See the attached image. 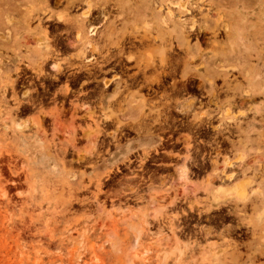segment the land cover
Instances as JSON below:
<instances>
[{"label":"rangeland","instance_id":"1","mask_svg":"<svg viewBox=\"0 0 264 264\" xmlns=\"http://www.w3.org/2000/svg\"><path fill=\"white\" fill-rule=\"evenodd\" d=\"M68 1L0 0V264H264V0H199L190 52L144 0ZM159 29L183 66L154 91Z\"/></svg>","mask_w":264,"mask_h":264},{"label":"bare ground","instance_id":"2","mask_svg":"<svg viewBox=\"0 0 264 264\" xmlns=\"http://www.w3.org/2000/svg\"><path fill=\"white\" fill-rule=\"evenodd\" d=\"M68 1V0H67ZM110 0H108L109 2ZM68 2H71V1H68ZM142 5H145V8H143V11L139 12V15H141L140 17H138V20L142 21L146 26H152L151 23L149 22L148 20V16H150V19H152V17L156 18L158 20V23L161 24V27L163 28H166V29H170L171 32H174V36L178 39L179 41V45L184 47L185 48V51H189L191 50V44H190V36L191 35H195L197 36V34H200L202 31V29L204 31L207 32L208 28L207 26L203 27L201 25H199L198 21V18L196 17L197 15H195V10L197 11V9H201L202 8V5H200L199 3V0H144V4ZM102 9H101V15L103 16V19L106 21H108V11L106 10V6H105V3L104 5H101ZM93 8V4L92 2H88V6L86 8V15L89 16L91 15V10ZM151 9V11H147L148 9ZM52 16V14L50 15ZM206 20V18H205ZM110 21V20H109ZM108 21V22H109ZM103 22V21H102ZM155 23V22H154ZM74 24V23H73ZM76 32H75V42L74 43H77L80 48H81V64L82 66L83 65H88V62L89 61H92L93 58H96L98 59V57H96L95 55H92V56H86L87 54V51H98V47H99V42L101 40H99V42L95 39V35L96 33H98L97 31V26L94 27V25L90 22V23H87L85 22V20L83 19H77L76 20ZM220 24H222L223 26V23L221 22ZM225 24V23H224ZM140 25V24H139ZM204 25V24H203ZM74 25H72L73 27ZM115 23L114 21H110L106 27H107V33H106V37L107 38H110L112 36V34L114 33V30H115ZM155 26V25H154ZM160 26V25H159ZM221 26V25H220ZM218 27H219V24H218ZM223 28V27H222ZM226 30L229 29V32H230V28H229V24H226ZM160 30L162 29H159L158 33L157 34H153L151 36V42L152 44L155 45V48H159V51L161 52V55L159 56V58L155 59V57L150 61L148 62L145 66H143L142 64H138V68H139V72L143 73V75L145 76L146 79H150V82L151 84L149 85L150 89L154 90L155 91V87H153V83L154 82H157L159 84H163L166 80L167 77L169 76H174L175 73H176V67L178 66H175L176 65V62L177 64H180L179 61H176L174 63V59L172 60L171 58L172 57H175L172 56L170 58V55L167 54V53H171L173 54L174 50L176 48H174L173 52L172 51H167V47L165 46V43L161 40V32ZM213 30V29H211ZM216 30V28H215ZM225 32V30H224ZM204 33V32H203ZM208 33V32H207ZM217 34L216 31H213V34ZM219 33V32H218ZM5 34V33H4ZM212 34V33H211ZM149 35V34H148ZM146 35V36H148ZM231 35V34H230ZM150 36V35H149ZM148 36V38H149ZM200 36V35H199ZM206 36V35H205ZM204 36V37H205ZM212 36V35H211ZM210 36V37H211ZM126 37V36H125ZM138 37V36H137ZM218 37V36H217ZM128 39V37H126ZM207 38V37H206ZM204 38V39H206ZM214 38V37H212ZM102 39V38H101ZM126 39V42L128 41ZM203 39V40H204ZM124 40V39H123ZM130 43L135 45L136 43H134V39H132L130 37L129 39ZM208 41V39H206ZM144 41V40H143ZM73 42V41H72ZM125 40L122 42V41H117V52L118 53H112L110 52L108 55L106 56H103V61L102 62H110L114 59H117V56L118 54H122L123 50H124V44H126ZM139 42V41H138ZM173 42H175L173 40ZM213 42V41H212ZM216 42V41H215ZM70 44V42H68ZM112 43V42H111ZM210 43V41H209ZM73 44V43H72ZM108 44V43H107ZM151 43H149L150 45ZM110 45V44H109ZM137 45V44H136ZM135 45V46H136ZM103 46V45H102ZM151 46V45H150ZM108 47V46H107ZM100 48H102L100 46ZM111 48V47H110ZM101 51V49H100ZM99 51V52H100ZM126 51V50H125ZM184 51V52H185ZM187 51V52H188ZM185 52V53H187ZM203 52V50H202ZM97 53V52H96ZM176 53V52H174ZM187 56V55H186ZM181 57V56H180ZM183 57V56H182ZM199 57V56H198ZM177 58V57H176ZM180 59H183V58H179ZM87 60V61H86ZM95 60V59H94ZM176 60V59H175ZM120 61V60H119ZM194 61V60H193ZM184 62V61H183ZM182 63V62H181ZM58 64V63H57ZM90 64V63H89ZM183 64V63H182ZM56 65V64H54ZM130 65V64H129ZM181 65V64H180ZM116 66V65H115ZM183 66V65H181ZM179 67V66H178ZM103 68V67H102ZM147 68H150L149 70L153 69V73H150L152 75H148L147 74ZM199 68V67H198ZM203 68V67H202ZM136 69V67H135ZM181 69V68H180ZM219 69V67H218ZM179 70V69H178ZM201 70V68L199 69ZM87 71V70H86ZM128 71V70H127ZM138 71L132 75V76H135L138 78ZM220 71V69H219ZM93 72V71H92ZM92 72H91V75H92ZM151 72V71H150ZM182 72L183 74H187L189 73V68H188V64L187 62L185 63V66L183 67L182 69ZM90 74V73H89ZM142 76V74L140 75ZM208 81H209V85L211 87H213L214 85V79L210 78V76H206ZM144 78V77H143ZM173 78V77H172ZM99 80V79H98ZM137 80V79H136ZM196 80V79H195ZM109 82H111V80H106L105 81V86L109 85ZM184 82V81H183ZM195 82V81H194ZM202 82V81H201ZM113 83V82H112ZM111 83V84H112ZM147 85V86H148ZM164 85V84H163ZM179 85V84H178ZM203 85V84H202ZM159 86V85H158ZM161 87V86H160ZM166 87V85H165ZM173 91L175 90L176 92V89L177 87V82H176V79L175 81L173 82ZM155 88V89H154ZM163 88V87H162ZM161 88V89H162ZM113 89V88H112ZM180 89H181V86H180ZM114 90V89H113ZM165 90V89H164ZM168 89H166L165 91H167ZM179 90V89H178ZM186 90V89H185ZM153 91V92H154ZM160 91V90H158ZM163 91V90H162ZM172 91V90H171ZM221 91V90H219ZM218 91V92H219ZM157 92V91H156ZM169 92V91H168ZM178 92V91H177ZM182 92V91H180ZM179 92V93H180ZM185 92V91H184ZM163 93V92H162ZM172 93V92H171ZM221 93V92H220ZM244 93V92H242ZM164 94V93H163ZM175 94V93H174ZM176 95V94H175ZM218 95V94H217ZM169 96V94H168ZM167 96V97H168ZM245 96V95H244ZM171 97V96H169ZM247 97V96H246ZM246 97H244L246 99ZM213 98V97H212ZM243 98V99H244ZM170 99V98H169ZM217 99V97H216ZM215 99V100H216ZM242 99V97L240 98ZM245 99L243 101H245ZM213 100V99H212ZM218 100V99H217ZM200 101V100H199ZM235 101V100H234ZM232 102V101H231ZM194 100H191V101H187L185 102L182 106H180V111L183 112L185 110H187L188 108H190L192 106V104H194ZM231 104V103H229ZM235 104V103H233ZM170 106V105H169ZM200 107V105H199ZM167 108V107H166ZM195 109H197L195 107ZM194 110V109H193ZM189 111V110H188ZM187 111V112H188ZM168 112V111H167ZM165 115V114H164ZM211 117V116H210ZM168 118V117H167ZM167 122V119L165 120ZM165 122V123H166ZM198 122V121H196ZM181 123V122H180ZM201 123V122H200ZM189 125V124H187ZM162 126V125H161ZM18 127L22 130L24 128V126L22 124H19ZM169 127V126H168ZM153 128V127H152ZM178 129V128H177ZM166 130V128H165ZM171 131V130H170ZM163 133V131H162ZM171 138V137H170ZM185 174V171H182V175ZM234 176V174H231L229 175L228 179L232 178ZM255 182V179L253 177H249L247 178L245 181L241 182L238 184L237 186V192L238 194H241V195H244L246 196L249 192H250V186L252 183ZM254 193L256 191H253ZM136 220V219H135ZM65 235V234H64ZM63 236V235H62Z\"/></svg>","mask_w":264,"mask_h":264}]
</instances>
